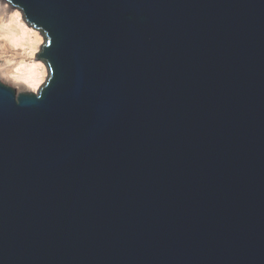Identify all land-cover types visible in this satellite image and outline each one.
<instances>
[{
    "label": "water",
    "instance_id": "obj_1",
    "mask_svg": "<svg viewBox=\"0 0 264 264\" xmlns=\"http://www.w3.org/2000/svg\"><path fill=\"white\" fill-rule=\"evenodd\" d=\"M40 101L0 89V264H264V0H23Z\"/></svg>",
    "mask_w": 264,
    "mask_h": 264
},
{
    "label": "clouds",
    "instance_id": "obj_2",
    "mask_svg": "<svg viewBox=\"0 0 264 264\" xmlns=\"http://www.w3.org/2000/svg\"><path fill=\"white\" fill-rule=\"evenodd\" d=\"M55 37L31 15L23 0H0V89L40 101L54 81L51 45Z\"/></svg>",
    "mask_w": 264,
    "mask_h": 264
}]
</instances>
